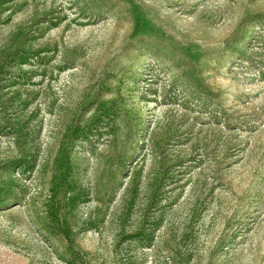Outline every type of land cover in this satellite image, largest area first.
I'll return each instance as SVG.
<instances>
[{"label": "rangeland", "instance_id": "rangeland-1", "mask_svg": "<svg viewBox=\"0 0 264 264\" xmlns=\"http://www.w3.org/2000/svg\"><path fill=\"white\" fill-rule=\"evenodd\" d=\"M0 264H264V0H0Z\"/></svg>", "mask_w": 264, "mask_h": 264}]
</instances>
